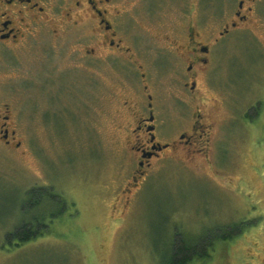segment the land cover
I'll use <instances>...</instances> for the list:
<instances>
[{"label": "rangeland", "instance_id": "374dc122", "mask_svg": "<svg viewBox=\"0 0 264 264\" xmlns=\"http://www.w3.org/2000/svg\"><path fill=\"white\" fill-rule=\"evenodd\" d=\"M131 1L159 117L190 131L204 104L214 144L153 164L132 186L119 108L139 70L88 57L96 38L84 24L55 22L0 50V119L11 114L19 142L0 134V264H168L182 244L199 247L186 264H264V19L220 40L193 99L167 36L198 12L210 33L222 26L183 0L152 11ZM25 222L39 233L14 245Z\"/></svg>", "mask_w": 264, "mask_h": 264}, {"label": "flooded vegetation", "instance_id": "af4514ba", "mask_svg": "<svg viewBox=\"0 0 264 264\" xmlns=\"http://www.w3.org/2000/svg\"><path fill=\"white\" fill-rule=\"evenodd\" d=\"M162 1L144 0L142 5L152 11ZM134 3L130 0H0V50L13 51L35 33L50 29L55 22L61 25L84 24L92 28L96 38L93 47L85 51L88 57L100 59L104 56L119 72L139 70L138 84L132 85L119 108L121 127L135 157L132 186L145 180L148 169L159 161L183 154L184 150L192 153L191 150H196L201 143L203 149L210 151L216 134L213 131L215 121L204 104L197 105V111L192 113L190 131H174L168 120L159 117V99L147 81L148 68L139 52L140 35L131 31V18L126 14L127 8ZM183 4L190 10H203L204 16L208 14L212 21L222 26L217 34L210 33L204 28L205 20L200 19L198 12L194 20L185 21L180 29L175 30L176 33L167 36L172 37L170 48L183 59L179 67L183 72L186 95L200 99L198 85L212 66L214 48L231 32L261 23L264 0H183ZM1 117V139L15 147L19 142L14 140L16 130L11 127V114L4 113ZM129 191L130 187L123 194L127 196Z\"/></svg>", "mask_w": 264, "mask_h": 264}, {"label": "trees", "instance_id": "16d2710c", "mask_svg": "<svg viewBox=\"0 0 264 264\" xmlns=\"http://www.w3.org/2000/svg\"><path fill=\"white\" fill-rule=\"evenodd\" d=\"M38 233L39 232L37 231H33L29 222L28 223L25 222L19 227L18 230H15L14 232H10V234L8 235L9 236L8 239L11 240V238L16 237L18 241L14 245H21L31 240L32 237H35ZM194 247H195L194 250H190L189 248H187L186 245L182 244L180 247H178L177 250H175L173 259L170 262L173 264H186L187 262L192 260L193 253L196 252V250L199 251V247L198 248L196 246ZM178 253H183V254L181 255V257H178L177 256ZM170 262L168 264H170Z\"/></svg>", "mask_w": 264, "mask_h": 264}]
</instances>
